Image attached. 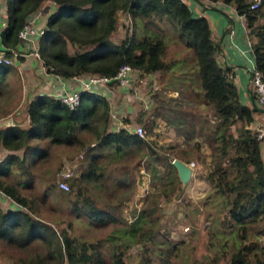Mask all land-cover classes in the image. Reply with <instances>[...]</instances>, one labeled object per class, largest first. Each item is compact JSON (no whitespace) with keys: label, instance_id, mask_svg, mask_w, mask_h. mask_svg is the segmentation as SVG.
I'll use <instances>...</instances> for the list:
<instances>
[{"label":"trees","instance_id":"1","mask_svg":"<svg viewBox=\"0 0 264 264\" xmlns=\"http://www.w3.org/2000/svg\"><path fill=\"white\" fill-rule=\"evenodd\" d=\"M44 1H4L5 20L0 40L5 54L12 56L10 49L19 44L20 26ZM52 1L56 7L47 14L44 30L37 39V50L43 66L54 74L64 77L93 72L110 75L123 63L141 72L166 70L170 58H164V55L170 42L182 41L184 53L191 52L195 57L198 74L196 81L184 90V97L159 92L169 102L185 107L177 120L173 117L165 120L177 132L188 131L186 127L194 132L198 128L203 132H212L207 141L210 158L205 180L213 192L208 200L226 205L225 216L234 231L233 240L240 244L248 236V229H254L252 234L264 232V158L261 140L250 126L256 110V96L252 89L255 101L252 105L240 98L233 67L220 64L217 60L220 45L211 36L208 19L204 15L192 14L184 0ZM225 1L231 2L237 12L244 15L248 36L252 38L254 66L262 71L264 77V0L257 7H250L248 0ZM118 10L126 11L129 20H122L121 26L125 30L119 40H115L113 33L121 21ZM259 17L263 18L260 22ZM9 67L10 64L0 62V82ZM108 100L98 91L82 90L78 103L71 107L54 95L37 93L26 103L27 126L13 121L0 125V150L3 147L7 149L0 156V191L18 204V207L5 208L0 201V241L20 248H27L32 243L35 245L36 242V249L39 246L44 248L27 259L15 258L2 264H52L54 260L68 264H131L124 259L123 249L117 246L126 241V247L139 240L143 247L136 264H154L149 255L154 247L148 243L160 235L161 209L157 195L169 199L180 183L169 154L173 152L176 157L190 160L187 153L191 150L170 144L167 149L171 152H165V156L153 145L160 143L145 137L155 117H164L156 106L153 116L147 119H142V111L137 114L138 121L145 120V136L125 127L112 128ZM194 100L208 107L211 115L204 109L203 112L196 110ZM85 132L90 134L91 141L83 138ZM51 143L78 145L81 148L86 143H92L99 148L105 147L104 151L98 149L89 153L90 146L88 149L84 146L83 163L78 172L69 178V185H78L77 197L72 199V210L83 212L99 224L117 220L115 214L100 207L84 187L87 182L90 186L94 180L104 176L106 164H100V158L116 161L144 150L147 169L153 176L164 178L159 185L160 193L153 194L147 205L143 204L133 213L126 228L117 225L105 237L88 240L72 236L68 232L71 222L58 230L39 216L42 198L24 194L21 190L32 185L33 166L47 153V145ZM201 145V140H195L191 148L204 159L205 153L203 156L200 154ZM18 149L21 153L17 152ZM45 190L43 195L48 192ZM106 239L115 242L110 259L103 254ZM176 243L157 245L160 264L164 260L166 264L171 263L168 259L171 249H176ZM239 244L231 252L229 264H252L249 255L245 254L249 245ZM256 259L255 264H264V260Z\"/></svg>","mask_w":264,"mask_h":264},{"label":"rangeland","instance_id":"2","mask_svg":"<svg viewBox=\"0 0 264 264\" xmlns=\"http://www.w3.org/2000/svg\"><path fill=\"white\" fill-rule=\"evenodd\" d=\"M41 10L45 11V8H41ZM118 11H120L122 18L124 17V20H126L125 13L121 10ZM260 19L259 17L258 22L261 21ZM122 22L121 20L118 23L119 26L113 33V39L115 40H119V36L125 30V27L120 26ZM182 47L180 43H170L164 58H174L177 54L176 48ZM192 71L195 72V67L192 68ZM8 73L9 75L17 77V72L12 70L11 67L8 68ZM196 76L197 73L194 79ZM158 86L159 89H157V92L165 93L161 89L160 84ZM130 90L134 92L133 87H130ZM0 100L1 109L5 107V105H2L3 100L1 95ZM151 101V98H149L148 107L137 111V113L140 111L144 113L142 119H147L145 116L152 114L151 111H153L152 105L154 106V102L152 104ZM161 103L159 102V104ZM255 104L258 105L257 102ZM194 107L196 110L200 108V106ZM203 109L211 115L212 112L208 107L204 106ZM159 111L162 112L160 109ZM166 118L169 117L165 116L162 118L163 121ZM157 119L160 118L157 117ZM140 121L145 124V120ZM163 121L158 124V122L153 120L152 127L147 131L145 137L160 143V145H153L165 156L167 154L165 152H171V150L167 149V146L170 144L189 148L191 151L187 155L190 157V160L194 161V174L185 183L180 181L178 184L179 187L175 189V192L171 193L169 199H162L160 195H157L159 207L163 212L159 210V213L161 212L160 235L156 236V242L150 241L148 243L151 247H154L153 252L152 250L149 252L151 261L154 264L161 263L156 249L157 245L167 244L169 246L176 241V249L172 248L170 251V257L168 259V261H171L170 264H229L230 254L238 246L239 242L233 240L234 231L225 216L226 205L220 204L216 200H208L209 194L213 191H211L210 184L205 180V175L208 171L207 162L210 158L207 141L212 137V132L210 130L203 132L199 128L194 132L188 127H186L188 129L186 132H177L172 125ZM139 123L141 122H135L134 124ZM146 124H148V121ZM83 134V138L91 141L89 133L85 132ZM195 140H201L202 142L200 154L203 156V152L205 153L204 159L199 157L200 155L197 150L191 148V144ZM84 146L86 149L90 146L89 150H87L89 153L95 152L98 149L105 150V147L99 148V145H91V143H86ZM81 147L63 143H51L47 145V153L41 156L33 166L32 185L22 187L21 190L24 194L42 198L38 214L41 218L56 226L58 230L67 226L68 222H71L68 227V232L72 236L95 240L100 237H105L117 225L126 228L133 217V213H136L143 204L147 205L153 194L160 193L159 185L162 184L164 178L153 176L152 172L147 169L145 166L146 155H144V150L138 153H132L128 157H123L116 161L107 160L104 157L100 158L99 163L106 164L104 176L94 180L93 183H90V186L87 182L84 187H87L88 192L98 202V205L113 212L117 220L99 224L98 221L89 218L83 212L76 213V211L72 210V199L77 197L78 185L72 186L70 184L67 191H62L57 186L58 171L62 168V162L64 160H78V168L83 163L80 156V154H83V148ZM6 151L7 149L4 147L1 148L0 156L5 154ZM17 152L21 153V149H18ZM155 163L159 164L157 161ZM78 168L76 172H78ZM160 168L161 170L159 172L162 174L163 169L162 167ZM196 168L198 169L196 170ZM120 178L123 179L119 180ZM45 189L48 192L43 195V192L46 191ZM2 194H0L1 204L7 208L10 205V200L6 203V197ZM157 210H155V214H158ZM185 226L188 227L185 228ZM252 233H255L254 229H248V236L239 245L242 243L249 245L247 253L245 254H248L252 264H255L257 261L256 258L264 260V232ZM34 244L32 243L27 248H20L14 244L0 241V264L5 261H12L15 258H19V260L27 259L35 251H43V246H39L36 249V242ZM114 244V241H107L106 239L105 245L102 247L104 249L103 254L107 259L112 257L114 249L111 250V248L114 247ZM125 245L126 241L117 246V248L123 249L124 259L131 264L138 263L142 254L141 248L143 247V243L139 240V242L135 241L130 243L129 246L125 247ZM165 255L169 256V253ZM52 264H68V262L62 261L58 263L54 260ZM163 264H166L165 260Z\"/></svg>","mask_w":264,"mask_h":264},{"label":"crops","instance_id":"3","mask_svg":"<svg viewBox=\"0 0 264 264\" xmlns=\"http://www.w3.org/2000/svg\"><path fill=\"white\" fill-rule=\"evenodd\" d=\"M184 1L188 4L192 14L197 16L204 15L208 19L211 28V36L220 45V50L217 53L218 62L233 67L239 96L243 102L252 105L255 101H253L251 95L252 85L250 74L254 67V57L251 49L252 38L248 36V28L245 23L244 15L238 13L234 5L225 0ZM2 4H4V2L0 0V8ZM43 6H46V10H41L39 17H35L38 10L37 12L34 11L30 13L28 16L29 18L35 17V24L39 26L45 25L47 14L56 7L52 0H45ZM1 10L3 9L1 8ZM122 12L125 13L124 16L126 17V11ZM117 13L119 20H124L120 11H117ZM4 14L3 12L2 16ZM260 20L262 21L263 18ZM38 37L39 35H36L35 40H37ZM175 42L183 46L181 40L171 41L170 43ZM3 48L4 45L0 40V50ZM14 48L21 52L27 51V54H19L14 57L12 63H10L12 70L17 72V77L9 75V73L6 72L0 83V95L3 100L2 105H5V107L0 109V120H2L0 125L8 124L3 120L9 117L13 122H17L22 126H27L29 119L25 103L33 95L37 93H47L58 96L59 92L64 89H79L80 84L72 77H64L48 72L41 63L39 57L30 54L31 41L29 39H23L22 41L19 39V44ZM176 49L177 54L174 58L170 59V65L166 70L158 69L151 72H141L140 69H134L131 73L130 83L128 85L116 86L114 87V91L109 92H107L109 87L101 88V90H106L101 92L110 100L112 108H116L119 112L116 118L110 119V126L112 128L125 126V124L131 125L135 122H141L144 125L142 121L137 120V111L148 107L149 98H151L152 104L154 102V105L162 111L164 117L170 118V116L173 115L172 117L175 120L179 118L180 111H184L185 107L181 106L179 108L177 104L169 102L166 97L161 96L157 92V89H159L158 85L160 84L162 87L161 89L167 93V96L171 94L172 96H178L180 98L184 97V90L189 88L191 83L196 81L197 77L195 79L194 77L196 73L198 74V68L193 53H184V46ZM193 67H195V72L192 71ZM130 87H133L134 92L130 90ZM167 89L169 90L165 91ZM159 102L162 103L159 104ZM200 104L202 103H199L198 100H194V105L200 106L199 111L203 112V104ZM254 106L256 110L254 120L250 124L252 128L261 120L264 113V108L262 106H258L257 104ZM142 114L144 117V113ZM151 116L153 115L151 114L145 117ZM164 117H159L160 119L155 117V121L160 124ZM261 151L264 158V141H261ZM0 194L2 193L0 192ZM6 200V203L10 200L9 207H18V204L13 200H8V198H6Z\"/></svg>","mask_w":264,"mask_h":264},{"label":"built area","instance_id":"4","mask_svg":"<svg viewBox=\"0 0 264 264\" xmlns=\"http://www.w3.org/2000/svg\"><path fill=\"white\" fill-rule=\"evenodd\" d=\"M250 7H257L260 5L261 0H248ZM37 12V11H36ZM40 10L35 14V17H39ZM34 18H27L25 22L20 26L18 30V35L20 37L29 39L31 41V49L30 54L35 55L39 57V53L37 50L38 44L37 40H35L36 35H40V33L44 30V26L36 25V19ZM127 20L128 14L126 12ZM250 42V40H249ZM3 48L0 50V62L2 63H12L13 58L18 56L19 54H27V51L21 52L19 50L11 48L12 56L5 54ZM135 68H133L128 63L121 64L115 73L113 74H103V73H85V74H79V75H73L71 76L74 78L79 84V89H64L63 91L59 92L58 97L61 101L66 103L69 106H74L79 101V95L82 90H94V91H106L105 89L101 90V88H108L109 91H114L116 86H124L128 85L130 83V77L131 73ZM251 85L252 89L255 93V100L258 103V105L262 106L264 108V77L262 74V71L256 68L255 66L251 70ZM103 93V92H102ZM111 103V102H110ZM119 112L116 108H112V105L109 109V116L110 118H116L118 116ZM7 123V122H6ZM12 123V120L10 119V122ZM8 123V124H9ZM125 127L128 128V130L136 132L140 136H145V128L142 123L139 124H131L127 125L125 124ZM255 136L260 139L261 141H264V113L261 120L257 122L255 127L253 128ZM82 156V154H80ZM176 156L171 154L169 160L172 161ZM78 160H64L62 168L59 169L58 175H57V185L60 188L63 189H69V177L74 174L78 168L77 164ZM194 166V161H189ZM1 192V191H0ZM3 193V192H1ZM4 194V193H3ZM6 198L11 199L6 195ZM13 200V199H11ZM188 226H185L187 228Z\"/></svg>","mask_w":264,"mask_h":264},{"label":"water","instance_id":"5","mask_svg":"<svg viewBox=\"0 0 264 264\" xmlns=\"http://www.w3.org/2000/svg\"><path fill=\"white\" fill-rule=\"evenodd\" d=\"M19 39H20V41L23 40L21 37H19ZM3 121L9 123L10 118L8 117V118L4 119ZM0 122H2V120H0ZM172 163L175 165L177 172H178L179 179L183 183H185L187 180H189L192 177V175L194 174V166L189 161H186V160L181 159L179 157H175L172 160Z\"/></svg>","mask_w":264,"mask_h":264},{"label":"clouds","instance_id":"6","mask_svg":"<svg viewBox=\"0 0 264 264\" xmlns=\"http://www.w3.org/2000/svg\"><path fill=\"white\" fill-rule=\"evenodd\" d=\"M42 6V7H41ZM37 10H40V12H41V8H43L44 6H43V4L41 5ZM2 8V7H1ZM1 8H0V27L2 28L3 26V24H4V20H5V16L3 15L2 16V13H3V10H1ZM36 10V11H37ZM28 18V17H27ZM45 26V25H44ZM1 28H0V30H1ZM19 36V35H18ZM20 37V36H19ZM22 39H25V40H28V39H26V38H23V37H21ZM5 48V47H4ZM13 49H15L14 47H12ZM7 64H10V63H7ZM100 93H102V92H100ZM104 94V93H103ZM105 95V94H104ZM107 97V96H106ZM109 101V104H110V106H111V103H110V100H108ZM154 107H155V105L152 107V109L154 110ZM151 113L152 114H154L153 113V111H151ZM111 119V118H110ZM121 127H125V126H121ZM126 128V127H125ZM128 129V128H127ZM91 145H92V143H91Z\"/></svg>","mask_w":264,"mask_h":264}]
</instances>
